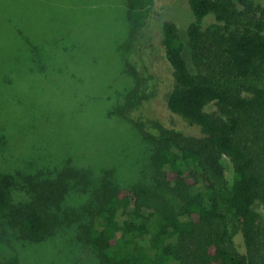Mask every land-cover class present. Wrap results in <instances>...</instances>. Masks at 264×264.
Wrapping results in <instances>:
<instances>
[{
	"label": "trees",
	"instance_id": "trees-1",
	"mask_svg": "<svg viewBox=\"0 0 264 264\" xmlns=\"http://www.w3.org/2000/svg\"><path fill=\"white\" fill-rule=\"evenodd\" d=\"M27 2L0 0V27L9 34L0 44L6 39L15 51L0 60V85L7 88L24 81L30 65L43 73L49 61L23 9ZM156 3L126 0V48L141 67L124 114L154 147L158 175L128 184L119 167L93 171L69 160L57 173L33 176L14 203L13 185L0 174V264H23L26 245L67 229L93 248L98 264H264V215L257 210H264V5L189 0L195 21L188 44L165 21L151 48L145 41L155 31ZM210 15L214 23L203 27ZM187 46L194 69L184 57ZM158 102L200 134L169 125ZM130 157L122 161L135 170Z\"/></svg>",
	"mask_w": 264,
	"mask_h": 264
},
{
	"label": "rangeland",
	"instance_id": "rangeland-1",
	"mask_svg": "<svg viewBox=\"0 0 264 264\" xmlns=\"http://www.w3.org/2000/svg\"><path fill=\"white\" fill-rule=\"evenodd\" d=\"M257 3L264 5V0ZM23 9L40 30L49 61L43 73L32 64L24 81L9 88L0 85V174L13 185L14 203L23 199V188L33 176L45 169L57 173L69 160L93 171L117 172L119 167L128 184L154 179L158 175L151 161L154 147L124 114L133 73L141 67L137 54L126 48L131 24L126 0H30ZM155 10V31L145 43L153 48L157 30L171 21L188 44L189 26L195 21L189 0H157ZM214 19L208 16L203 27ZM4 27L0 35L8 37ZM12 55L15 51L2 39L0 60ZM184 57L194 69L188 46ZM162 67L161 62L157 68ZM161 106L158 102L169 125L200 134L196 126ZM128 153L135 170H126L123 161ZM226 165L233 180V165L229 160ZM257 210L264 215L260 206ZM242 241L238 235L236 242L244 252ZM21 254L23 264H98L93 248L68 229L41 245H26Z\"/></svg>",
	"mask_w": 264,
	"mask_h": 264
}]
</instances>
